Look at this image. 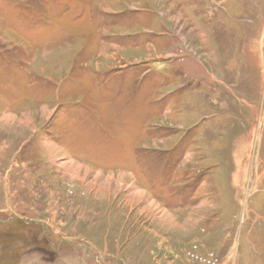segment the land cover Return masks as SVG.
Here are the masks:
<instances>
[{"label":"rangeland","instance_id":"1","mask_svg":"<svg viewBox=\"0 0 264 264\" xmlns=\"http://www.w3.org/2000/svg\"><path fill=\"white\" fill-rule=\"evenodd\" d=\"M0 264H264V0H0Z\"/></svg>","mask_w":264,"mask_h":264}]
</instances>
